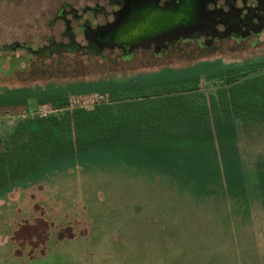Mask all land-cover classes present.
Returning <instances> with one entry per match:
<instances>
[{"label": "rangeland", "instance_id": "rangeland-1", "mask_svg": "<svg viewBox=\"0 0 264 264\" xmlns=\"http://www.w3.org/2000/svg\"><path fill=\"white\" fill-rule=\"evenodd\" d=\"M115 9L108 0H0V89L126 81L201 61L264 62V30L211 41L200 35L158 49L141 41L96 50L80 26L105 25ZM226 84L203 78L199 85L215 94ZM102 98L96 89L70 103L89 108ZM49 112L33 101L2 108L0 134L8 139L19 121ZM237 141L247 203L220 192L197 197L169 176L126 166L66 168L14 186L0 195V264H264V197L256 177L264 170V126L238 123Z\"/></svg>", "mask_w": 264, "mask_h": 264}, {"label": "trees", "instance_id": "trees-1", "mask_svg": "<svg viewBox=\"0 0 264 264\" xmlns=\"http://www.w3.org/2000/svg\"><path fill=\"white\" fill-rule=\"evenodd\" d=\"M221 16L209 17L211 27L178 34L156 44L157 49L200 35L214 40L241 34L239 27L249 25L238 18L224 23ZM218 24L228 30L217 32ZM256 30H264V24ZM260 65L264 62L235 67L221 60L201 61L138 73L126 81L2 88L0 109L33 101L51 112L19 121L8 139L0 134V195L66 168L126 166L169 176L197 197L220 192L247 203L237 125L264 126ZM203 78L227 84L207 93L200 89ZM96 89L103 96L99 102L89 108L71 105V96ZM256 177L257 192L264 197V170L258 169Z\"/></svg>", "mask_w": 264, "mask_h": 264}, {"label": "water", "instance_id": "water-1", "mask_svg": "<svg viewBox=\"0 0 264 264\" xmlns=\"http://www.w3.org/2000/svg\"><path fill=\"white\" fill-rule=\"evenodd\" d=\"M215 0H123L113 12V21L99 26L119 41L159 44L191 29L211 27L209 17L219 11L208 10Z\"/></svg>", "mask_w": 264, "mask_h": 264}, {"label": "flooded vegetation", "instance_id": "flooded-vegetation-1", "mask_svg": "<svg viewBox=\"0 0 264 264\" xmlns=\"http://www.w3.org/2000/svg\"><path fill=\"white\" fill-rule=\"evenodd\" d=\"M111 3H114V5L117 7L113 12L118 10L123 3V0H108ZM160 4H163L167 2L168 0H159ZM65 6V5H63ZM63 6L61 7L59 11V17H65V11L63 10ZM99 11L103 12L102 8H98ZM208 10H215L219 11L220 14H222L221 18L223 22L225 23L227 21H231L233 19H240L242 22L247 21L246 23L249 25H244V27H239L241 34L243 33H257V27L258 25L264 24V0H215L212 3H209L207 5ZM94 12V11H93ZM74 13V17L77 18V14L75 11H72ZM113 15V13H112ZM213 16H216V14H213ZM114 18V16H113ZM226 19V20H225ZM68 21L65 20L66 29L69 31ZM99 26H102L100 24H97L95 27H92L89 25V23H85L84 25H81V30L85 35V38L89 41L91 44V47H93L96 50H100L102 47H113L118 46L123 49L128 48L129 46L125 41H118L116 38L112 36L109 37V33H105L102 29H99ZM219 26L222 29H219ZM242 28V29H241ZM217 32H222L224 30H228V27L224 24H218L217 25ZM238 29V27H237ZM216 32V35H217ZM204 36V35H203ZM211 41V40H210ZM72 43V42H71ZM142 43L141 41H134L132 42V46L140 45ZM74 45V44H73ZM145 45L148 46V43ZM154 45V47L157 48L156 44H149ZM77 46V44H75ZM149 47V46H148Z\"/></svg>", "mask_w": 264, "mask_h": 264}]
</instances>
